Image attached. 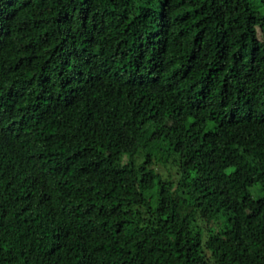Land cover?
<instances>
[{
  "label": "trees",
  "instance_id": "1",
  "mask_svg": "<svg viewBox=\"0 0 264 264\" xmlns=\"http://www.w3.org/2000/svg\"><path fill=\"white\" fill-rule=\"evenodd\" d=\"M0 264H264V0H0Z\"/></svg>",
  "mask_w": 264,
  "mask_h": 264
},
{
  "label": "rangeland",
  "instance_id": "2",
  "mask_svg": "<svg viewBox=\"0 0 264 264\" xmlns=\"http://www.w3.org/2000/svg\"><path fill=\"white\" fill-rule=\"evenodd\" d=\"M158 171L161 172V171H164V169L160 168V167H157ZM165 172H166V169H165Z\"/></svg>",
  "mask_w": 264,
  "mask_h": 264
}]
</instances>
